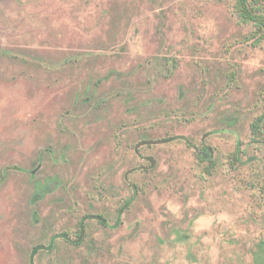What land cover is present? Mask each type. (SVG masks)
<instances>
[{"label":"rangeland","instance_id":"1","mask_svg":"<svg viewBox=\"0 0 264 264\" xmlns=\"http://www.w3.org/2000/svg\"><path fill=\"white\" fill-rule=\"evenodd\" d=\"M234 2L0 0V264L129 199L34 264H264V38Z\"/></svg>","mask_w":264,"mask_h":264},{"label":"trees","instance_id":"2","mask_svg":"<svg viewBox=\"0 0 264 264\" xmlns=\"http://www.w3.org/2000/svg\"><path fill=\"white\" fill-rule=\"evenodd\" d=\"M233 8L239 23L252 25V38H254L256 43H259L264 38V0H235ZM251 131V145L257 149H262V147H264V112L251 123ZM176 138L186 139L183 136H174L154 142H166ZM187 142L188 144L192 145L188 140ZM148 143L151 144L153 142ZM240 144V142L237 144L236 150L232 155L233 159L231 164L233 166L243 161L242 156H244L245 150L242 149ZM195 153L198 161L205 165L204 171L208 174L212 173L217 167L214 147L205 142V139H202L201 147L196 148ZM261 190L264 194V185L261 187ZM75 243L79 244L80 241L78 240ZM38 249L39 247H37L34 251H38Z\"/></svg>","mask_w":264,"mask_h":264},{"label":"flooded vegetation","instance_id":"3","mask_svg":"<svg viewBox=\"0 0 264 264\" xmlns=\"http://www.w3.org/2000/svg\"><path fill=\"white\" fill-rule=\"evenodd\" d=\"M54 181V178H46L44 182L37 180L34 183V194H33V200H37L38 198H42L46 193L50 192L52 190V182ZM131 203V199L127 200L123 206H120L117 210V216L115 219V222L111 224L109 220L104 216L103 214H87L83 215L79 222H78V230H77V238L73 239L67 232H61V233H56L54 234L48 245H43V244H38L35 245L30 253V264H34V257L35 255L41 250V249H51L53 242L55 241L56 238L62 237L65 239V241L71 242L76 244V241H82L85 233H86V220L88 219H95L97 220L100 224L107 226V227H117L121 223L122 219V214L124 211L127 209L129 204ZM37 247H39L38 251H34ZM33 255V258H32Z\"/></svg>","mask_w":264,"mask_h":264}]
</instances>
